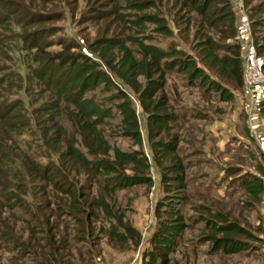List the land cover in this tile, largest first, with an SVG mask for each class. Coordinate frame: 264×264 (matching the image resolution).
Returning a JSON list of instances; mask_svg holds the SVG:
<instances>
[{"label": "rangeland", "instance_id": "rangeland-1", "mask_svg": "<svg viewBox=\"0 0 264 264\" xmlns=\"http://www.w3.org/2000/svg\"><path fill=\"white\" fill-rule=\"evenodd\" d=\"M16 1L0 8V93L25 116L18 134L0 126V178L29 205L0 202V264H264V119L242 59L252 43L264 64V0H199L205 16L181 0ZM204 42L239 57L241 85ZM58 73V94L33 75ZM66 146L84 166L79 210L60 212L64 194L17 164L58 165ZM118 172L147 179L116 186Z\"/></svg>", "mask_w": 264, "mask_h": 264}, {"label": "trees", "instance_id": "trees-1", "mask_svg": "<svg viewBox=\"0 0 264 264\" xmlns=\"http://www.w3.org/2000/svg\"><path fill=\"white\" fill-rule=\"evenodd\" d=\"M151 4L155 3V0H149ZM177 1V0H176ZM13 6L9 3L10 7H15V10H12L13 12H16L18 9V5H23V0H17L16 2H11ZM202 5V6H201ZM5 7L3 4V0H0V8ZM182 8H187L189 10H197L200 14L207 15V5H203L199 2V0H181V6L178 8V10ZM223 9V8H222ZM186 11V9H185ZM188 11V10H187ZM29 13L33 20H36L35 17L38 15L37 13H31L29 10ZM203 18L209 19V16H206ZM225 17L222 16L221 19H224ZM212 19V18H211ZM2 20H0L1 25ZM233 34V31L230 35ZM206 44H203L204 48L207 49L209 56L212 57L209 61L212 66H215L218 69V72L221 74H224L228 77L233 78L239 85L242 84V68L240 64V59L238 56H223V57H217L215 54H212V52H209V45L207 42H204ZM208 47V48H207ZM51 59V58H50ZM49 57L45 56L42 59V67H48L49 63L47 60H49ZM66 59H63L62 62L59 64L60 71H64L62 65L66 62ZM262 69H264V64L262 65ZM35 77L39 78V80L43 81L44 84L48 87L50 92L53 93H60L61 88L64 87L62 78L65 74H33ZM51 106L49 105L47 108H45V112L50 115V119L52 117V114L54 112V109L58 106L57 102H50ZM20 102L17 99H9L7 96L0 93V126L2 129H8L9 134H18L20 130V119H24V114L20 112ZM40 110V109H39ZM41 111V110H40ZM22 125L23 122H21ZM55 126L54 123L47 125V126H40V137L42 140V143L46 145L48 148L50 146L54 147L56 143H59L60 138L57 140L56 135L59 134L58 129L56 128L53 132H49V129L51 127ZM5 133V134H6ZM5 137V136H4ZM5 141V138L0 139V172L2 165H4V162H6V159H2V157H6L5 151L2 149L1 142ZM57 149H59L57 147ZM58 156L60 163L58 165H54L53 163H40L39 161L28 157L26 154L21 155L19 158L18 166L23 168L25 171V175H29L30 177H37L39 179H43L44 182L54 188L60 191L62 194H64L61 197H57L58 202H56V207L60 212L64 210L63 207H67L69 210H79L80 207V201L75 200V186H77L78 183V175L80 174L79 168L74 164L78 161V158L73 153V150L70 146H66L64 149L58 150ZM9 161L12 162L11 159L8 158ZM79 162V161H78ZM80 166H84L82 162L78 163ZM5 169V168H4ZM17 169L14 170V173H17ZM23 171L19 170V176L20 179L24 177ZM2 173V172H1ZM3 174V173H2ZM5 174V172H4ZM109 179H112L116 186H123V185H130L136 182L145 181L147 178L144 176V174H126L124 172H118L115 174H111V176H108ZM105 183H107V179L105 178ZM256 188L255 190L260 192L262 190L263 192V184L260 182H257L255 184ZM44 197L46 199H49L48 196L45 195V191L43 190ZM79 197H82L79 196ZM18 198L20 202L19 205L23 206L26 203V200L22 197H20L18 194L14 193L12 190L8 189L7 185L3 183L2 178H0V202H5L9 199H15ZM45 202L43 205H48ZM29 205V204H28ZM67 209H65L67 211ZM48 255H52V252H46ZM55 257V256H54ZM148 262L147 264H153L155 255L153 253H150L148 256ZM165 263V261H163Z\"/></svg>", "mask_w": 264, "mask_h": 264}, {"label": "built area", "instance_id": "built-area-1", "mask_svg": "<svg viewBox=\"0 0 264 264\" xmlns=\"http://www.w3.org/2000/svg\"><path fill=\"white\" fill-rule=\"evenodd\" d=\"M244 26L247 27L246 24H244ZM242 59H243V70H244L243 76L247 89L250 90L249 95H250V100L252 102L251 107H255V105L253 106V103L255 104L254 93L257 91L258 87H261L264 84V72L262 71L261 61L257 58L255 48L252 45V43L246 45V50L244 51ZM249 116H251V113L249 114ZM263 200H264V177H263Z\"/></svg>", "mask_w": 264, "mask_h": 264}, {"label": "crops", "instance_id": "crops-1", "mask_svg": "<svg viewBox=\"0 0 264 264\" xmlns=\"http://www.w3.org/2000/svg\"><path fill=\"white\" fill-rule=\"evenodd\" d=\"M257 101V111L255 113L257 120L259 118L264 119V87H258L254 94ZM258 121H261L260 119ZM264 121V120H263ZM259 124V123H258Z\"/></svg>", "mask_w": 264, "mask_h": 264}]
</instances>
